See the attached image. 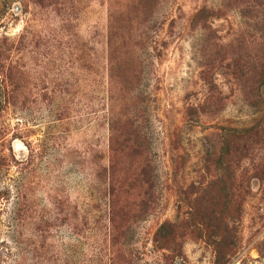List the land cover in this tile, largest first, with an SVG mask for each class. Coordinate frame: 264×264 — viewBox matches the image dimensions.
<instances>
[{"label": "rangeland", "instance_id": "1", "mask_svg": "<svg viewBox=\"0 0 264 264\" xmlns=\"http://www.w3.org/2000/svg\"><path fill=\"white\" fill-rule=\"evenodd\" d=\"M243 4L264 16V0H0V264L40 217L34 264H264V24ZM114 117L149 154L110 153Z\"/></svg>", "mask_w": 264, "mask_h": 264}, {"label": "trees", "instance_id": "2", "mask_svg": "<svg viewBox=\"0 0 264 264\" xmlns=\"http://www.w3.org/2000/svg\"><path fill=\"white\" fill-rule=\"evenodd\" d=\"M243 7L244 8H242L241 16L246 24H251V22H254L256 24H264V16L262 14L258 12V16L256 17L253 16V13L256 12L257 9L252 13L251 10L249 9V5L243 4ZM259 9H261V7ZM214 15L215 13H212L205 9L198 14L194 23L208 24L209 19L211 17H214ZM255 67L261 70L262 68H264V64L261 65L256 64ZM261 73L260 76L264 77V70H262ZM137 123L138 122L135 120H130L125 122L122 119H116L115 117L112 118V120L108 123V128H109L108 130L110 133L108 140L110 153L117 154L119 149H123V148L126 149L131 146H133L135 149L138 150L143 149L147 154L150 153L151 150L149 143L147 142L148 141L147 136L141 132L140 127L138 126ZM224 165H225L224 158H222L218 161L217 166L224 167ZM152 173L153 171L150 169V166H147L144 175L145 178L147 179L146 181L147 185H150V181L153 180ZM226 199H228L227 195H226ZM60 206H62V204ZM227 210L228 209L225 208V211ZM33 220H34V225L36 226L35 231L31 230L30 234L26 236L27 239L24 240L26 243L25 242L23 243L24 249H22L19 252L17 256L16 264H34L36 260H41L42 258L41 255H43V253L46 254L45 256L51 254V251L48 252L47 248H48V243L50 241L49 235L51 234L50 232L52 225L50 224L48 219L44 217H40L37 219L34 218ZM54 220L56 222L58 221L57 219ZM65 221H69V223L72 226L78 225L75 218H70V219L65 218ZM223 223H224L223 225H225L226 227V231H229L230 226L228 225V223L227 222H223ZM207 226H208L207 228L211 230L210 229L211 227L209 225ZM170 227L171 226L169 224L163 226L160 232L158 233V237L163 238L164 237L163 233H165V230H169Z\"/></svg>", "mask_w": 264, "mask_h": 264}]
</instances>
